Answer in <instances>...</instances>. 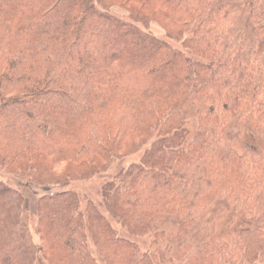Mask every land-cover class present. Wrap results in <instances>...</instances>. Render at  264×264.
Segmentation results:
<instances>
[{
	"label": "trees",
	"instance_id": "1",
	"mask_svg": "<svg viewBox=\"0 0 264 264\" xmlns=\"http://www.w3.org/2000/svg\"><path fill=\"white\" fill-rule=\"evenodd\" d=\"M107 1L138 21H160L169 36L190 31L185 44L198 59L103 0H0L1 161L46 171L88 161L100 171L158 131L140 161L107 184L108 210L131 233L147 234L196 204L181 186L204 166L227 175L214 185L231 187L243 219L231 243L140 255L95 204L85 215L74 191L52 192L38 200L45 254L52 264H101L90 230L105 264H264V0ZM240 135L242 151L216 152L221 138ZM25 212L22 193L0 184V264H33Z\"/></svg>",
	"mask_w": 264,
	"mask_h": 264
},
{
	"label": "rangeland",
	"instance_id": "2",
	"mask_svg": "<svg viewBox=\"0 0 264 264\" xmlns=\"http://www.w3.org/2000/svg\"><path fill=\"white\" fill-rule=\"evenodd\" d=\"M103 3H100V6L105 7L111 13L125 20L136 21L141 28L168 41L191 58L198 59L185 44L186 40L191 37L190 31H186L183 35L169 36L166 27L160 21L155 19L138 21L137 19L141 17L133 15L126 7L107 0H103ZM185 123L190 136L197 127V120L191 117ZM157 132L140 147L130 146L117 156H112L111 162L105 163L106 167L100 171L91 168L88 161L86 166L63 162L53 167L52 170L46 171L31 167V165L22 166L18 163H10V160L1 161L0 159V184L18 190L26 200L27 212L24 215L25 222L22 231L25 232L27 240L34 249L33 264H52L51 259L44 252V243L39 232L38 200L47 193L61 191H74L79 197L81 210L85 215H87L85 210L87 204L89 202L95 204L106 215L120 236L127 237L138 245L140 255L160 248L166 250L164 252L167 257H171L184 242L192 243L195 247L206 242L227 241L231 243L239 230L243 212L240 207H237L236 202L228 200L226 191H229L231 187L221 189L214 185L216 180L226 182L227 175L206 170L204 166L195 167L190 178L186 179L181 186L182 190L193 193L191 200L196 204L188 210L185 216H166L153 231L147 234L131 233L119 218L108 210L104 195L107 184L117 182V176L121 171L127 169L130 164L140 161L155 139ZM244 145L245 140L241 135L230 136L229 139L223 137L217 145L216 152L222 154L229 146L242 151ZM262 150L264 155V149ZM185 220H189L191 225L189 223L190 226H187V233L184 235L180 229ZM87 238L92 255L98 262L105 264L90 230H87ZM173 264H180V262L175 260Z\"/></svg>",
	"mask_w": 264,
	"mask_h": 264
}]
</instances>
